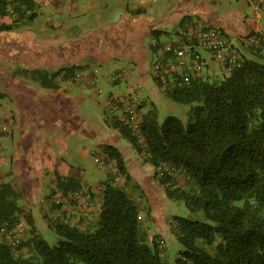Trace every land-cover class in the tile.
<instances>
[{
	"label": "trees",
	"instance_id": "1",
	"mask_svg": "<svg viewBox=\"0 0 264 264\" xmlns=\"http://www.w3.org/2000/svg\"><path fill=\"white\" fill-rule=\"evenodd\" d=\"M41 8L39 0H0V17L12 18L11 23L0 24V32L31 25ZM159 32L152 30L151 35L157 38ZM253 37L251 54L232 43L243 64L219 82L203 74L208 63L189 81L184 70L166 76L155 72L154 79L167 96L194 105L188 122L174 115L161 122L153 107L141 112L137 135L120 117L112 120L140 157L154 167L168 198L185 201L197 214V218L174 217L173 231L184 245L174 264H264V53L262 34ZM169 44L190 48L189 58L199 53L196 37L185 36ZM176 57L165 51L163 59L176 61ZM79 68L75 64L54 72L34 69L26 75L55 90L76 78ZM114 74L118 75L116 81L121 79L122 71ZM144 105L143 99L141 111ZM105 154V163L114 165L115 170L102 191L98 219L89 226L84 219L74 221L64 210L67 203L85 197L84 185L75 177H58L57 188L48 196L53 197L55 212L45 215L61 237L55 246L38 232L32 211L20 204L22 192L12 182L0 180V226H14L24 219L30 234L17 246L0 241V264H166L165 240L161 247V238H151L143 225L144 207L137 199L138 193L144 194L140 185L116 183V175L129 182L133 179L122 151L110 145ZM164 162L184 174L187 185L180 186L176 176H159L156 169ZM58 197L65 201L57 203ZM88 202L94 206V201ZM60 211L64 219L58 216Z\"/></svg>",
	"mask_w": 264,
	"mask_h": 264
},
{
	"label": "crops",
	"instance_id": "2",
	"mask_svg": "<svg viewBox=\"0 0 264 264\" xmlns=\"http://www.w3.org/2000/svg\"><path fill=\"white\" fill-rule=\"evenodd\" d=\"M61 1L63 2L64 0H39V3H41V10L44 5H52L58 10V8L63 7L56 5ZM152 1L156 3V0ZM87 2L91 3V1ZM87 2L85 1V5ZM146 3V0H137L136 7L128 8V13L121 14L118 22L101 23L99 24V29H93L85 24V28L81 31H75L74 36L63 35V37H59L47 34L46 36H42L39 31L32 28L35 20L31 25L21 27L23 30L0 32V86L1 88L6 87L5 89L10 92H14L12 101L15 104V111L12 113L6 112L3 116L0 115V117L12 125L18 124L23 134L19 150L17 149L11 158V171L5 168L10 158L5 159L0 154V180L6 181L7 175L15 176L11 182L22 192L23 198L27 201L24 207L27 211H32L35 214L33 210L34 206H31V209L27 207L35 205L34 201L36 197L42 194L44 196H42L43 199L40 202L45 204L48 200L50 201L47 208L44 205L42 206L48 211L47 213L53 215L55 212V209L51 205L53 197L48 199V196L57 188L58 177H75L84 185L85 197L67 203L64 206V210L67 211V214L74 221L84 219V223L87 226L93 224L98 219V212L102 205L103 189L99 186L97 187V192L93 191L86 180H83L81 176L73 174L74 167L66 158L62 157L59 159L54 152L46 155L44 150L50 151L53 142L59 140L57 137H47L43 139L44 142H39L38 133L39 129L50 123L49 120L56 121V119L64 125L65 123H69L66 127L71 128L72 125L81 127L80 131L82 134L93 138H96L99 133V127L89 129L83 127L81 123H76L79 120V116L77 113L75 114L76 110L74 109V98L76 97L68 94V90L65 88L67 86L64 83L69 81L75 82L80 79L79 76L64 81L59 89L53 90L26 78L27 75L21 77L20 72L17 74L14 71L16 64L24 66L25 73L28 70L34 69H44L54 72L76 64L80 68H85L89 77L88 84L91 85L92 82L96 81V71L94 69L97 65H100L98 64L99 61L103 63L108 59L126 58L130 62V65L114 69L111 72L112 75L115 72L121 73L122 71L121 75L136 77L138 83L142 82L144 84L150 78L151 65L149 58L151 54L158 52L162 48L164 57V48L167 44L171 43L161 42L164 35H177L178 40L175 42H178L185 39V36L197 38L198 27H216V30L220 29L232 43L240 47V50L251 54L255 39L253 35L264 33V13L256 12L254 16H251L250 13L242 11L241 8L236 11L234 8V10L227 12L223 16L215 8L203 5L202 0H179L172 8L168 9L165 15L161 16L157 13L159 7H152L150 9L145 6ZM11 22V17H0V24ZM51 26L55 29L63 28L64 23L55 21ZM152 30H159V34L161 35L154 38L151 35ZM157 43L161 44L159 48L154 46ZM198 51L207 59L208 63L207 70L205 69L203 74L212 75L209 73V69L217 61L212 58V55L208 51L200 47ZM206 52L209 55H206ZM212 71L217 75L215 68ZM120 80L118 81L120 82ZM118 81L113 82L119 83ZM130 84L128 83V85ZM4 92L0 93V96L3 98L7 96ZM108 98L109 96L104 99V103L108 109H111L107 105ZM120 109L123 110V108ZM100 127V132L103 136L100 142L103 143V147L106 149L110 145L114 146L113 143L117 141L119 131L112 124V119L108 118L106 126L100 125ZM27 129L29 132L26 131ZM42 143L45 144L44 148H42ZM3 149L4 147L0 146L1 153ZM121 151L125 157L124 150ZM105 155L104 150L103 155L100 156L101 161L99 160L98 162H102L111 168L112 164L105 163ZM131 159L128 171L133 178H138L139 182L137 184L143 190V196L146 195L150 202L156 196L160 197L161 200L168 198L165 188L161 183L159 184L150 179L147 180L148 182H145V184L147 183L146 186L140 182L139 169L144 167L141 161L133 157ZM136 173H138V176ZM153 174L157 180L155 169ZM181 176L185 177L184 174H179L176 179L178 184L183 186L184 182L181 180ZM47 178H50V182L46 180ZM122 184L128 185L127 182H122ZM45 188H49V192H44ZM60 194L59 192L58 195ZM88 201H94L92 208L88 206ZM44 212L46 214V211Z\"/></svg>",
	"mask_w": 264,
	"mask_h": 264
},
{
	"label": "rangeland",
	"instance_id": "3",
	"mask_svg": "<svg viewBox=\"0 0 264 264\" xmlns=\"http://www.w3.org/2000/svg\"><path fill=\"white\" fill-rule=\"evenodd\" d=\"M85 1H91V3L87 2L85 5ZM178 1L179 0H156L155 3L152 0H146L147 3L145 6L150 9H152V7H159L157 13L163 16L167 13L168 9L172 8ZM136 4L137 0H64L56 4L58 6H63L62 8H58V10L52 5H44L39 17L35 20V23H33L32 28L39 31L42 36H46V34L49 36L57 35L59 37H63V35L74 36V32L83 30L85 24L93 29H99V24L101 23L118 22L120 15L127 14L128 8H135ZM202 4L215 8L223 16H225L227 12L234 10V8L235 11L241 8L242 11L250 13L251 16H254L257 12L249 0H202ZM257 13H264V10ZM55 21H61L64 23V27L55 29L51 26ZM19 30L23 29L20 28ZM177 40V35H164L161 42H175ZM206 55L209 54L206 52ZM162 57V48L159 49L158 52L151 54L149 58V63L151 65L150 78L143 84L140 90L137 89V85L139 84L136 77H125L121 75V80L120 82L118 81L119 83H115L110 79L112 75L111 72L114 69L130 65V62L126 58L108 59L103 63L99 61L98 64L100 65H97L94 69L96 71V81L92 82L91 85L88 84L89 77L85 68H79L78 76L80 79L75 82L69 81L64 83L67 86L65 88L68 90L70 96L73 95L76 97L74 98V109L76 110L75 114L77 113L79 116V120L76 123H81L83 127L89 129L98 126L99 133L96 138H93L82 134L80 131L81 127L72 125L70 128L68 126L66 127L69 123H65L64 125L59 123L57 119L56 121L49 120L50 123H48L47 126L39 129L38 141L44 142L43 139L47 137H57L59 141L53 142L52 149H50L51 152L44 150L46 155L54 152L57 158H66L74 167L73 174L81 176L83 180L88 182L89 187L91 186L93 191L97 192V187L100 186L102 189L105 188L106 181L110 175L114 173L113 170L115 169L114 165L110 168L96 160L98 158L101 161L100 156L103 155L105 150L103 143L100 142V139L103 138L100 132V125L106 126V120L108 118L113 120L120 117L123 113V110L120 108L108 109L104 103L106 97L113 93H119L121 95L129 93L136 94L145 101V105L141 111L142 113L156 107L161 122L170 115L177 116L184 122H188L194 105L176 102L164 93L154 79L156 76L154 64ZM24 68V66L16 64L14 71L17 72V74L20 72V76L22 77L26 75ZM213 68L216 69L217 75L212 71ZM209 73H211L213 77L211 81L216 80V82H219L229 71L227 67L221 66L219 62H214L213 67L209 69ZM128 83L133 85L130 84V86ZM5 88L6 87L1 88L0 86V93L5 90L4 93L8 96L5 98L0 96L1 116L6 112L12 113L15 111V104L12 101L14 92H10ZM26 127L30 128L29 126ZM26 131L29 132L28 129ZM118 135L117 141H114L113 144L120 150H124L126 166L130 167L131 157L141 161L144 168H142L143 170L139 169L140 182L145 184V182H148L147 180L152 179L160 184L158 179L156 180L154 177V167L140 157L133 144L127 138L123 137L119 132ZM22 140L23 134L19 125H12L4 118L0 117V146L4 147L0 154L5 159L10 158V161H8L9 163L7 162L5 167L10 171L12 170V155L17 149L19 150V145ZM44 147L45 144L42 143V148ZM93 152H95V154H93ZM136 174L138 176V173ZM146 175L148 176L147 178ZM181 177V180L184 182L183 186L187 185V179L184 176ZM14 178V175H7L5 180L11 182ZM46 180L50 182V178ZM115 180L118 185H123L122 182H127V184L139 182L138 178H133L132 181L129 182L126 177L121 175H116ZM145 185L147 186V183ZM44 192H49V188H45ZM42 196L44 195L39 194L34 201L35 205H29L27 208L31 209V206H34V209H32L35 211V225L38 232L51 246H55L59 244L61 237L56 233L53 227H51L49 221L45 217L46 214L44 211H46V213L48 212L45 208L48 207L49 201L45 202L46 205L40 202V200L43 199ZM137 199H139L141 206L144 207L142 213L143 225L149 232L151 238L156 237L157 239L161 238L165 240L166 247L164 253L166 255V264H174L176 259L180 256V253L184 250V245L173 231L174 217L179 215L187 218H197V214L188 208L185 201H174L169 198L161 200L160 197L156 196L152 199V202H150L146 195L141 196L139 193L137 194ZM20 204L23 205L22 207H25L27 201L22 198ZM42 205H44L45 208ZM148 212H151L150 217L147 216ZM28 234L29 233H26L25 238L28 237Z\"/></svg>",
	"mask_w": 264,
	"mask_h": 264
},
{
	"label": "built area",
	"instance_id": "4",
	"mask_svg": "<svg viewBox=\"0 0 264 264\" xmlns=\"http://www.w3.org/2000/svg\"><path fill=\"white\" fill-rule=\"evenodd\" d=\"M250 3L255 7L257 12H262L264 10V0H249ZM197 38L199 46L205 50H208L212 57H215L217 60L223 62L227 66L228 71L231 72L236 68L242 66L243 61L240 57L238 50L233 47L232 41L224 35L221 31H218L213 28H197ZM262 42V51L264 53V33L260 38ZM165 51L174 53L177 55L176 61L160 59L155 63V71L157 74L166 76L172 72H177L179 70H184L185 80L189 81L192 74L200 72L203 70L207 64V59L203 57L202 54L195 53L193 58H189V55L192 53L190 48L184 47V45H171L168 44L165 46ZM126 72V71H124ZM118 78L117 74L112 76V81H116ZM143 84H139L137 89L140 90ZM143 103V98L139 97L136 94H119L114 93L108 98L107 105L111 108H123L124 112L121 115L120 119L122 122L132 128L137 135L141 132V110L140 105ZM6 128V127H5ZM4 128V130H5ZM142 140V139H141ZM144 142V141H143ZM100 159L97 158V161ZM159 176H178L179 170L171 166L168 163H163L156 169ZM80 192H76V195L79 196ZM79 196V198H81ZM64 198H56V202L61 204L64 202ZM89 207H93V203L87 202ZM58 216L64 219L62 212H58ZM27 224L24 219H20L16 225L12 226L9 223L3 224L0 226V241L4 240L8 243L17 246L23 240L26 235ZM160 246L164 247V240L159 239Z\"/></svg>",
	"mask_w": 264,
	"mask_h": 264
}]
</instances>
